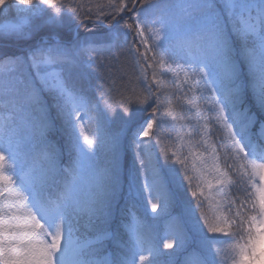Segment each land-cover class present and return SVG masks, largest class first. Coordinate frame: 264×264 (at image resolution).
<instances>
[{
    "label": "snow or ice",
    "instance_id": "snow-or-ice-1",
    "mask_svg": "<svg viewBox=\"0 0 264 264\" xmlns=\"http://www.w3.org/2000/svg\"><path fill=\"white\" fill-rule=\"evenodd\" d=\"M262 236L264 0H0V264H253Z\"/></svg>",
    "mask_w": 264,
    "mask_h": 264
},
{
    "label": "trees",
    "instance_id": "trees-1",
    "mask_svg": "<svg viewBox=\"0 0 264 264\" xmlns=\"http://www.w3.org/2000/svg\"><path fill=\"white\" fill-rule=\"evenodd\" d=\"M84 2L85 3H88L89 0H84ZM92 2L95 3V2H98V0H92ZM74 30H76V29H74ZM78 31L80 32V34L82 36L83 35H89V36H91L94 32H97L98 31V26H97V24H96L95 21H93V22H87L86 21L84 25H82V26L79 27ZM121 59L128 66L129 71H131L132 70L131 69V60L130 59H127L125 57H122ZM154 229H155V232L157 234L162 235L163 234V231H164V222L163 221H160L158 224H156L154 226ZM231 242L232 241H228V243H231ZM224 246L227 247V244H225ZM109 247H111V246L109 245ZM161 248H162V245H161ZM162 250L165 251V252L169 251V250L163 249V248H162Z\"/></svg>",
    "mask_w": 264,
    "mask_h": 264
},
{
    "label": "rangeland",
    "instance_id": "rangeland-1",
    "mask_svg": "<svg viewBox=\"0 0 264 264\" xmlns=\"http://www.w3.org/2000/svg\"><path fill=\"white\" fill-rule=\"evenodd\" d=\"M148 214L154 215L151 213V209H148ZM236 239H240L239 236L236 237ZM257 255L260 257L258 261L253 262V264H264V236L261 237L258 245H257Z\"/></svg>",
    "mask_w": 264,
    "mask_h": 264
}]
</instances>
